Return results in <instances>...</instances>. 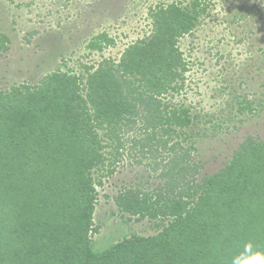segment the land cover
Returning <instances> with one entry per match:
<instances>
[{
    "label": "trees",
    "instance_id": "1",
    "mask_svg": "<svg viewBox=\"0 0 264 264\" xmlns=\"http://www.w3.org/2000/svg\"><path fill=\"white\" fill-rule=\"evenodd\" d=\"M204 3L158 6L152 32L117 62L84 66L85 82L56 70L0 92V264H231L246 244L264 250V140L247 136L229 164L195 181L194 147L182 145L193 116L165 100L184 87L178 40ZM8 40L0 34V50ZM111 43L102 33L88 47ZM125 148L164 180L152 192L129 187L114 196L119 218L167 222H156L155 235L131 234L99 250L96 186L104 162V175L112 174Z\"/></svg>",
    "mask_w": 264,
    "mask_h": 264
},
{
    "label": "rangeland",
    "instance_id": "2",
    "mask_svg": "<svg viewBox=\"0 0 264 264\" xmlns=\"http://www.w3.org/2000/svg\"><path fill=\"white\" fill-rule=\"evenodd\" d=\"M171 2L192 0H0V34L9 39L7 49L0 50V92L37 84L56 70L85 82L84 66L93 70L104 58L117 62L127 45L152 32L151 13ZM204 4L192 32L178 40L187 63L184 87L165 98L187 106L193 116L182 145L194 147L195 181L229 164L247 136L264 140V0ZM102 33L113 43L88 47ZM110 149L101 152L107 155ZM119 151L113 173L104 175L106 160L102 184L96 186L93 225L99 229L92 245L99 250L125 236H152L162 228L159 219L119 218L114 196L129 187L152 192L164 180L160 169L147 165L149 159L137 162L136 150Z\"/></svg>",
    "mask_w": 264,
    "mask_h": 264
},
{
    "label": "clouds",
    "instance_id": "3",
    "mask_svg": "<svg viewBox=\"0 0 264 264\" xmlns=\"http://www.w3.org/2000/svg\"><path fill=\"white\" fill-rule=\"evenodd\" d=\"M231 264H264V250L253 251L252 245L246 244L242 251L232 257Z\"/></svg>",
    "mask_w": 264,
    "mask_h": 264
}]
</instances>
